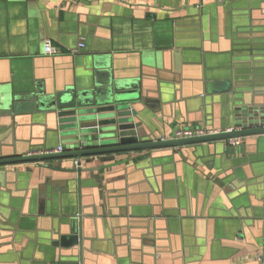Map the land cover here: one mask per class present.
I'll return each instance as SVG.
<instances>
[{"label": "crops", "instance_id": "obj_1", "mask_svg": "<svg viewBox=\"0 0 264 264\" xmlns=\"http://www.w3.org/2000/svg\"><path fill=\"white\" fill-rule=\"evenodd\" d=\"M118 80L140 83L144 139L225 131L221 90L264 102V0H0V160L65 142L50 115L11 113V97ZM49 167L73 161L0 166V264L71 263L77 213L81 264H256L262 252L264 136L96 156L79 177Z\"/></svg>", "mask_w": 264, "mask_h": 264}, {"label": "water", "instance_id": "obj_2", "mask_svg": "<svg viewBox=\"0 0 264 264\" xmlns=\"http://www.w3.org/2000/svg\"><path fill=\"white\" fill-rule=\"evenodd\" d=\"M220 92L226 95L224 105L229 123L226 129H232L231 132L222 131L204 137L164 142L152 137L144 139L141 134L143 120L139 116L137 105L138 102L142 103L143 97L137 80L113 81L102 88L69 86L52 93L38 91L28 95H15L9 100L11 113L40 111L50 115L56 131L65 138V142L64 145H58L62 150L60 153L37 156H26V153L24 156L2 159L0 166L72 160L71 169L49 168L67 173L76 172L79 177L84 171L81 169L82 160L96 156L185 148L264 136V102L246 103L239 96H234L230 87ZM70 223L69 236L72 243L66 248L75 249L70 253L69 264H81L80 213Z\"/></svg>", "mask_w": 264, "mask_h": 264}, {"label": "built area", "instance_id": "obj_3", "mask_svg": "<svg viewBox=\"0 0 264 264\" xmlns=\"http://www.w3.org/2000/svg\"><path fill=\"white\" fill-rule=\"evenodd\" d=\"M84 45L80 43L78 45V49H83ZM76 51H72V53H75ZM44 54L52 56L56 54V50L52 47L51 41L47 40L44 43ZM232 129H227L224 132H231ZM221 132L207 130L203 127H185L181 129H177L168 136H162L158 140L160 142L164 141H174V140H184V139H190V138H197V137H204L209 135L218 134ZM227 145L231 148H237L240 147L243 143L242 139H230L225 141ZM61 147L58 146L56 149H43V150H30L26 156H37V155H49V154H57L60 153ZM261 250L262 252L256 257V264H264V234L262 236L261 241Z\"/></svg>", "mask_w": 264, "mask_h": 264}]
</instances>
